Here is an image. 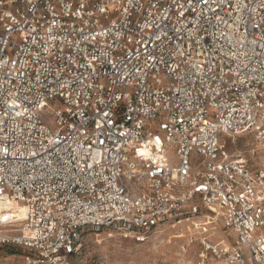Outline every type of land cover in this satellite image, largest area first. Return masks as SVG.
<instances>
[{
  "label": "built area",
  "instance_id": "2783aa9c",
  "mask_svg": "<svg viewBox=\"0 0 264 264\" xmlns=\"http://www.w3.org/2000/svg\"><path fill=\"white\" fill-rule=\"evenodd\" d=\"M259 150L264 0H0V246L24 264L218 219L196 264H264Z\"/></svg>",
  "mask_w": 264,
  "mask_h": 264
},
{
  "label": "rangeland",
  "instance_id": "374dc122",
  "mask_svg": "<svg viewBox=\"0 0 264 264\" xmlns=\"http://www.w3.org/2000/svg\"><path fill=\"white\" fill-rule=\"evenodd\" d=\"M51 107H59L57 100L49 102ZM236 146H229V150H236L242 156L249 157V151L254 147L250 135H241L236 139ZM259 157H264V151H258ZM205 218H200L203 222ZM187 222L176 226H166L155 233L147 242L136 243L132 239L122 238L113 234L107 236L106 231L96 236L91 231L82 235L81 251L70 257V264H196V253L199 250V239L206 237L211 242L225 239L229 242L232 233L222 227L221 221L198 227L196 230ZM191 237L196 241L187 245ZM25 250L10 245L0 246V264H24Z\"/></svg>",
  "mask_w": 264,
  "mask_h": 264
}]
</instances>
